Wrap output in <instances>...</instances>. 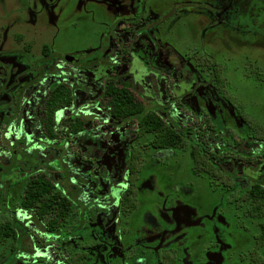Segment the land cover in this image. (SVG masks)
<instances>
[{
  "label": "rangeland",
  "instance_id": "374dc122",
  "mask_svg": "<svg viewBox=\"0 0 264 264\" xmlns=\"http://www.w3.org/2000/svg\"><path fill=\"white\" fill-rule=\"evenodd\" d=\"M48 3L51 9H48ZM40 5L46 9V12L38 13L37 24L35 25L33 13L37 12V6ZM172 8L176 10L177 15L176 18L171 17L168 23H174L176 34L163 36L162 41L170 42L177 49L178 54H181V60L186 61L189 66L195 67L200 72L199 77L201 79L200 85L197 84L193 88L194 93L190 96L191 100L185 103L187 109L185 111L190 113L199 112L201 109L207 110L206 112L209 113L210 118L220 131L218 138L222 145L227 144L226 146H228V143L230 144L228 140L230 133L235 139H239L243 135L250 137V129L245 125L246 122L252 126L251 131L256 128L258 134L262 133L261 130L264 129V0H0V49L7 50L12 46H18L19 42H23L22 34H26L27 42L31 44L30 49L34 48V52L38 54L42 42L49 41L50 35L48 33H54L57 37V43H62L64 48L74 50L81 46L82 61H100L104 57V52L102 53L101 48H97L95 44L100 39L107 51H111L110 39L112 36H94L96 33H102L106 31V28L113 32L114 27L116 28V21L121 19V16L128 17L137 12L136 16L143 17L141 19L144 27L150 31L153 25ZM166 31L169 33V30ZM154 37L147 36V39L152 41ZM57 52L62 55V58L56 59L55 64L62 66L63 51ZM135 56L138 59L133 57L134 72L142 77L138 79V82L147 90V94L151 98L160 100L162 93H158V97L155 96L151 86H149L151 85L150 82L146 80L147 67L152 68V64L147 66L143 58L145 56L140 55V53ZM145 58L147 59V57ZM0 60L2 59L0 58ZM211 63H214L219 69L225 82L222 91L224 95L231 98L233 104L230 103L231 101L226 103L222 98L208 91V84L213 83L211 68L208 66ZM126 64L128 63L125 62L121 66L127 68ZM168 64L170 63H164L163 69L159 70V78L154 79L156 80L154 81L155 84L164 87L165 76L169 69ZM130 66L132 68L133 64ZM102 71L104 72L105 68H102ZM108 71L109 69L106 70V73ZM90 72L91 70L86 71V74H79L77 70L71 69L70 75L77 74L78 82L85 84L87 81H91L88 79L91 74L92 80L99 78L98 73ZM63 77H65L63 73H59L57 77L44 76L36 83L35 91L38 92H36V97L40 93H45L50 82L54 79L60 80ZM46 78H50V81L47 80V82ZM188 83L190 82L183 81L181 88L191 90L194 83H190L191 85ZM153 90L155 89L153 88ZM80 93L81 91H76V103L81 109L89 113L87 118L92 119L90 121L100 117L102 120L106 119L95 103H91L90 99ZM2 95H6V93ZM32 99L33 97L23 98L20 105L22 108L20 109L21 117L18 123L21 130L18 129L15 133L13 131L7 132L5 134L7 144H10L14 135L16 136L18 133L25 135L24 139L37 140L36 142L42 147L53 145L54 151L63 147L64 151L61 149L57 154L59 162L77 163L79 158L76 155V144H83L85 141L89 144L90 138L78 139L79 142L75 139L74 143L73 141L62 142L61 137L55 141L43 139V134L31 123L33 109L30 110L29 108H32ZM2 100L3 97L0 95V102ZM164 100H168V98L164 97ZM72 109V107L62 109L57 113L59 124L64 120H73ZM237 111L242 116H239ZM186 112L173 110V114L183 124L189 121ZM2 125L0 121V127ZM258 127L262 129L260 130ZM35 136L42 139L35 140ZM116 137L112 139L116 140ZM151 138L152 135L148 134L140 139V148L143 153L140 186L143 193L139 202L138 210H142V212L138 223L141 225L143 222L148 223V230L145 228L144 233L148 235L151 230L161 228L158 219L154 218L155 216L158 217L156 212L158 204H162V200H170L172 197L177 198V195H181L179 198L183 199L184 197L186 199L182 201L192 207L187 208L194 212L193 217H195L194 222L183 223L181 230L178 225L175 228L176 231L178 229L179 231L174 236H180L179 239L181 240L183 231L195 223L193 226L194 234L191 236L194 248H186L187 254L185 253L183 256L188 259L184 258V264H207L201 248L214 241L213 234L217 232L220 223L223 225L230 224L226 225V231L222 230H224V235L228 233L226 240L230 242L229 239H231L233 243L229 247L221 245V247L227 248L224 260L226 264H238V261H240L239 264H264V246L259 251H254L259 224L264 222V216H256L248 212L250 201L239 195L242 182L232 179L227 185L225 183L226 178L213 182L207 173L195 174L193 159L188 148L166 149L157 153L149 145ZM187 144L189 146L192 142L188 141ZM101 149L92 153L94 162L101 160L103 155L108 154L103 147ZM90 154H85L87 160ZM39 155L34 156V158L30 157V164L40 162V165L35 167L34 172L42 170L56 172L59 168L58 162L48 155V152L47 154L43 153V156ZM40 158L41 160L45 159V161L41 162ZM21 159V157L18 158V160ZM240 163L237 165V175L245 174L253 177L264 171L263 166L253 169L255 165L248 166L243 161ZM92 164L89 165L93 170L87 167L88 171L91 169V175L86 174V178H83L79 185L82 188L79 199L84 205H89L92 211L87 210L85 212L82 205L74 203L62 228L65 234L69 228L80 223L82 228L89 232L86 239L88 246L97 244L93 238L89 237L90 234L96 231L97 234L101 235L100 230L110 224V222L104 221L107 216L106 202H104L106 201L105 194L116 191L111 186L108 187V191H104L106 177L95 172L97 165L92 166ZM228 165L231 167L229 163ZM74 166H71V171H76ZM86 166L88 165L86 164ZM27 179L20 181L19 176L13 178L14 185L12 184L8 194L5 189L0 188V225L4 221L16 224L14 233L0 241V264H26L31 256L44 258L51 264H62V260L57 254L62 235H64L61 233L62 231L61 234L51 235L47 232L44 221L36 218L32 210L20 206L25 194ZM55 181L60 182V178L55 179ZM172 191L177 195L174 196L170 193ZM87 202L91 203L88 204ZM178 206L179 208L185 207L182 203H179ZM138 212L128 215L127 220L122 222V224H128L125 227L129 232L138 218ZM190 214L189 212L188 215ZM16 234L17 238H13ZM146 235L141 236L145 238ZM72 239L74 242L83 241L81 235H73ZM239 242H241L240 245H234ZM209 245L208 248L212 247L214 242ZM97 251L92 253L94 255L91 256L87 264H109L106 259L105 263L99 262L96 256ZM224 255L225 253H223Z\"/></svg>",
  "mask_w": 264,
  "mask_h": 264
},
{
  "label": "flooded vegetation",
  "instance_id": "af4514ba",
  "mask_svg": "<svg viewBox=\"0 0 264 264\" xmlns=\"http://www.w3.org/2000/svg\"><path fill=\"white\" fill-rule=\"evenodd\" d=\"M48 9H51L49 3ZM42 11L46 12V9L40 5L37 6V12L35 14L33 13L35 16V25L37 24V15ZM137 13L128 17L124 15L121 16V19L116 21V28L114 27L113 32L106 28V31L94 35L112 36L110 39V44L112 46L111 51H107V48L101 44L100 39H98L97 44H95L97 48H101L102 53L104 52V57L100 61H82L81 46L74 50L64 48L62 43H57V37L54 33H48L50 35L49 41L42 42L38 54L34 52V48L30 49L31 44L27 42L26 34H22L23 36L21 37L23 42H19V45L16 44L18 46H12V48L7 50L0 49V58L2 59L0 60V95L3 97V100L0 102V121L1 124H3L0 127V188L2 187L5 189V192L8 194L11 190L10 187L12 184L14 185L12 179L17 176H19L20 181L28 178L26 180L25 190L30 181L38 175H45L52 180L56 184L57 190H61L63 195L72 202V205L70 212L57 230L51 231L48 226H45L47 232L51 235H56L62 231L64 222L69 217L74 203L82 205L85 212H87V210L92 211L89 205H84L79 199V195L82 191V188L79 186L80 182H82L83 178H86V174L91 175L90 170L92 167H90L89 164L93 163L92 166L97 165L95 172L106 177L104 191H108L109 186L114 187L116 190L105 194L106 201L104 202H106L105 209L107 216L104 221H108L110 224L104 226V229L100 230L101 235L94 231V233L89 236L93 238L94 240H92L97 244L91 246L87 245L86 239L88 238L89 232H86L80 223L69 228L68 232L65 234L63 231L61 232L64 235H62L63 237L61 236L62 241L58 246L59 250H57V254L58 257L61 258L62 264H73L75 259L81 260V258L82 264H87L91 256L94 255L92 253L96 250H98L96 256L100 263H105V261L108 260L109 264H184V258L186 257L183 255L186 253V248H194L191 236L194 234L193 226H195V223L191 224V226H188L186 230L183 231L181 240L179 239L180 236L175 237L174 235H176L179 229L181 230L183 228V223H192L195 221V217H193L194 212L187 208L192 207L182 201L186 200L183 195V199H180L179 197L181 195H177L174 190L170 193L174 194V196L177 195V198L172 197L170 200H162V204H158L156 210L158 217L155 216L154 218L158 219L161 228L159 227L157 230H151L150 233L147 231L148 235H146L144 229L148 228V223L146 222L145 224L143 222L142 225L138 223L142 212V210H138L140 207L139 202L141 201L143 193L140 186L143 171V153L140 148V139L148 134L152 135L149 145L151 148L155 149L157 153H161L166 149L188 148L191 155L192 148L194 145L196 146V144L201 146L204 150L208 149L211 151L213 153L212 158L216 168L220 170V177H213L208 172L203 173L209 174L213 182L221 178H226L225 183H227V185H229V181L232 179L235 181L238 180L239 182L241 181L239 195L250 201V203L251 200L245 197L247 190L257 183H260L261 186L264 187V171H261L260 174L258 173L259 175L257 174L253 177L245 174L237 175V165L241 164V161L248 166L255 165V168L250 166L253 169L259 166L264 167V140L261 139L262 133L258 134L259 132L255 128L251 131L252 126L246 122L245 125L250 129V137L243 135L239 139H235L230 133L228 139L230 144L228 143V146L224 144V146L220 143L218 138L220 131L215 122L210 118L209 113L206 112L207 110L201 109L199 112L193 111L190 113L185 111L187 110L185 103L191 100L190 96L194 93L193 88L197 84L200 85L201 79L199 77L200 72H198L195 67L189 66L186 61L183 62L181 60V54H178L177 49L173 47L170 42L165 43L162 41L163 36H169L176 31L174 23H168L171 17L176 18V10L172 8L169 12L167 11V14L156 22L150 31L144 27V23L141 19L143 17L140 15L136 16ZM166 30H169V33ZM147 36L155 37L152 41H149ZM59 50L63 51L64 54L63 62H61L62 66L55 64L56 59L62 58V55L57 52ZM138 53L147 57V59L143 57L147 66L150 64L153 66L152 68L147 67L148 75L146 74V80L150 82L151 85L149 86H151V90L155 96L158 97V93H162L160 100L151 98L147 94V90L138 82V79L142 77H139V75L134 72L135 64L133 63V57H137L135 55ZM170 56H172V59L170 58L171 60L168 59ZM188 60L190 61V59ZM125 62L128 63L126 64L128 66L127 68L121 66ZM166 62L170 64H168V74L165 76L164 87H162L155 84L154 81L156 80L154 79L159 78V70L163 69L162 66H164ZM130 64H133L132 68ZM212 64L214 63L208 64L213 76V83L207 86L208 91L222 98L226 103L231 101L230 103L233 104L231 98L224 95L222 91L225 82L221 87L217 86L214 78L215 67ZM102 68H105L104 72ZM71 69L77 70L79 74L91 70V72L94 71L95 74L98 73L99 78L92 80L91 74L88 78L91 81L81 84L78 82L77 74L70 75ZM107 69H109V71L106 73ZM59 73H63L65 77L60 80L54 79V81L50 82L47 91H45V93H40L39 96L36 97L38 93L35 91L36 83L44 78V76L57 77ZM47 80L50 81V78H46V81ZM183 81L194 83L192 89L189 90L192 92L181 88V83ZM111 83H114L118 87H126L136 100L144 105L146 110L155 112L166 124L177 130L187 143L189 141L192 142V144L189 146L187 144L177 147H156L152 144L155 132L151 130H142L141 124L136 116H114L111 107L108 106L107 100L105 99L107 88ZM190 83L188 84L191 85ZM59 84H65L67 87L71 88L74 98L70 105L60 108L57 113L62 109L72 107L74 116L73 120H64L59 124L56 113L53 128L58 136L52 138L45 127L43 118L45 115V103L53 88ZM153 88L155 90H153ZM76 91H81L80 94L82 96L84 95V97L90 99L91 103H95L103 113V117L109 120L105 121L106 119L102 120L100 117L97 118V120L90 121L92 119L87 118L89 113L81 109L76 103ZM3 93H6V95H2ZM24 97H33L31 101L32 108H29L30 110L33 109L31 112V123L43 134V139L47 138L51 141H55L61 137L62 142L68 143V141H73L74 143L75 139L90 138L91 142L89 144H87L86 141L83 144H76V155H78L79 158L77 163L70 164L66 161L60 163L57 154L61 149L64 151V148L62 147L54 151L53 145L42 147V145L36 142V139L42 138L36 136L34 137L36 141H33L24 139L25 135L23 136L17 133L16 136L14 135L13 141L7 144L5 134L9 131L15 133L18 129L21 130L18 123L21 117L20 109H22L20 105ZM164 97L168 98V100H164ZM174 109L180 112H186L188 114L187 116H189V121L183 124L180 119L173 114ZM237 113L239 116H242L239 111H237ZM206 121H208V123H205ZM77 123L78 125L75 126ZM199 124L208 125L207 130H200V135L197 131ZM115 136H117L116 140H113L112 138ZM79 140L77 142H79ZM101 147H103L108 154L103 155L101 160H95L96 162H94L92 153L101 149ZM47 152L48 155L58 162L59 168L56 172L42 170L35 173L34 169L40 165V162L38 163L37 161L35 163L36 165L30 164V157L34 158V156L40 153L42 154L39 156H43V153L47 154ZM88 153L91 154L87 160L85 154ZM17 157H21L22 159L18 160ZM42 161H45V159H42L41 162ZM86 164L88 166H86ZM73 165H75L74 168H76V171H71V166ZM87 167L91 169L88 171ZM194 173L202 174L196 173L195 171ZM57 178H60V182L55 181ZM83 192L85 193L84 187ZM87 203L89 204L91 202ZM179 203L184 204L185 207L179 208ZM251 205L252 203L248 207V212L250 214H252L250 212ZM20 206L22 207V203H20ZM26 209L28 210V208ZM137 211H139L137 214V222H132L134 226H131L132 230L130 229L129 232L125 227V225L128 224H122V222L125 219L127 220L128 215L135 214ZM189 212L191 213L190 215H188ZM33 213L35 214L34 211ZM2 224H9L11 228L16 229V224L14 222L4 221ZM177 225L179 229L176 231L175 228ZM226 225L230 224L223 225L220 223L217 232L213 234L214 241L209 243L211 244L214 242V245L210 247L211 249L208 248L210 246L209 244L201 248L202 255L207 264H226L224 260L226 258L227 248L225 249L223 246L229 247L233 245L231 239H229L230 242L226 240V238H228V233L224 235ZM73 235H81L84 242L81 240L74 242L72 239ZM141 235H146V237L143 238ZM13 238H17V234ZM255 240L256 244L254 251L257 252L264 244L259 245L257 239ZM240 243L241 242L234 245H240ZM196 245L198 246V243H196ZM221 245L223 246L221 247ZM223 253H225L224 256ZM256 260L258 261L259 259ZM38 262H42V264H51V262L49 263L44 258H37L34 256H31L26 264H37ZM239 263L240 261H238V264Z\"/></svg>",
  "mask_w": 264,
  "mask_h": 264
},
{
  "label": "trees",
  "instance_id": "16d2710c",
  "mask_svg": "<svg viewBox=\"0 0 264 264\" xmlns=\"http://www.w3.org/2000/svg\"><path fill=\"white\" fill-rule=\"evenodd\" d=\"M212 65L215 67V82L217 86L221 87L224 79L215 64ZM73 98L72 89L65 84H59L50 93L45 103L43 122L52 138L58 136L53 128L57 111L64 106L70 105L73 102ZM105 99L108 106L111 107L114 116H136L142 130L155 132L152 144L156 147L187 145L186 140L177 130L166 124L155 112L146 110L144 105L137 101L126 87H118L114 83L109 84ZM205 123H208V121ZM77 125L78 123L75 124V126ZM198 127L199 135L201 134L200 130L208 129V125L205 124H199ZM259 129L262 128L260 127ZM261 139L264 140V129H262ZM191 155L196 173L208 172L213 177H220V170L216 168L211 151L208 149L204 150L196 144L192 148ZM245 197L251 200L250 212L252 214L264 215V187L260 183L251 186L245 193ZM21 203L22 207L33 210L37 218L42 222L44 221L51 231L57 230L62 225L72 205V202L63 195L62 191L57 190L56 184L45 175H38L30 181ZM12 233H14V228H11L9 224L0 225V241L5 240ZM256 239L259 245L264 244V223L260 224V232L257 234ZM81 261L82 258L81 260L75 259L73 264H82ZM37 264H42V262Z\"/></svg>",
  "mask_w": 264,
  "mask_h": 264
}]
</instances>
